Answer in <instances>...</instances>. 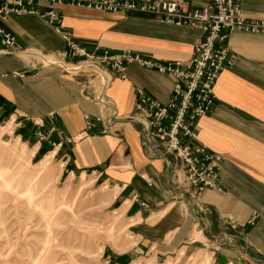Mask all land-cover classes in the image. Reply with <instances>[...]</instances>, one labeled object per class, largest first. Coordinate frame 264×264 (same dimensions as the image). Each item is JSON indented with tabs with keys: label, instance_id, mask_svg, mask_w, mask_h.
<instances>
[{
	"label": "crops",
	"instance_id": "obj_1",
	"mask_svg": "<svg viewBox=\"0 0 264 264\" xmlns=\"http://www.w3.org/2000/svg\"><path fill=\"white\" fill-rule=\"evenodd\" d=\"M179 1L184 9L208 3ZM55 9L62 32L89 51L96 46L111 52L129 49L164 62L184 61L202 37L196 28L164 24L143 12L69 4ZM241 13L264 21V0H241ZM4 26L16 47L0 53V123L15 119V127L25 130V137L33 134L27 141L34 143L36 132L47 134L51 127L56 132L47 134L50 141L75 136L85 129L86 115L103 116L110 125L102 135V124L95 123L87 138L62 144L52 157L62 171L93 177L113 193L109 207L133 241L120 253L108 250V263L177 256L188 261L200 252L209 254V264H264V34H228L231 63L215 84L213 108L198 120L197 139L185 141L222 156L221 191L197 193L176 180V175L182 176L180 162L130 120L136 89L159 103L168 101V75L130 64L121 79L81 67L85 62L69 53L62 34L35 14L12 15ZM30 51L41 62L52 55L60 61L41 66L23 58ZM49 113L55 116L50 119ZM31 119L42 120V128ZM35 144L43 154L51 148L48 142Z\"/></svg>",
	"mask_w": 264,
	"mask_h": 264
},
{
	"label": "built area",
	"instance_id": "obj_2",
	"mask_svg": "<svg viewBox=\"0 0 264 264\" xmlns=\"http://www.w3.org/2000/svg\"><path fill=\"white\" fill-rule=\"evenodd\" d=\"M63 4L107 12L148 13L164 24L196 28L201 31L202 37L193 46L190 58L184 61L164 62L129 49L111 52L96 46L89 51L80 47L69 32H62L60 15L55 8ZM22 14L38 15L53 25L55 31L62 34L69 53L81 58L86 67L108 71L121 79L130 64L168 75L172 79L168 101L159 103L141 89H136L134 114L130 120L139 123L148 136L160 141L165 151L180 162L182 176L176 175V180L181 179L182 184L197 193L221 191L218 180L222 156L204 145L191 146L185 141L197 139L198 120L213 108L215 84L222 70L231 63L228 34L232 31L264 34V21L243 17L241 0H208L202 8L191 9H184L179 0H0V53H10L16 47L15 37L4 25L12 15L19 17ZM54 116V113L48 114L50 119ZM104 120L103 116L91 119L86 115L82 132L57 141H50L47 136L56 132L55 127H51L47 134L39 130L36 133L37 142H48L52 150L49 154L54 153L64 143L73 144L87 138L95 123L102 124L100 134H107L110 125H105ZM30 121L38 128L43 126L40 119ZM10 123H15V119Z\"/></svg>",
	"mask_w": 264,
	"mask_h": 264
},
{
	"label": "rangeland",
	"instance_id": "obj_3",
	"mask_svg": "<svg viewBox=\"0 0 264 264\" xmlns=\"http://www.w3.org/2000/svg\"><path fill=\"white\" fill-rule=\"evenodd\" d=\"M8 123H0V264H111L107 251L120 253L133 241L109 207L113 193L52 158L43 166L51 148L36 151L37 141H27L33 134ZM179 258L131 264H209L207 253Z\"/></svg>",
	"mask_w": 264,
	"mask_h": 264
},
{
	"label": "bare ground",
	"instance_id": "obj_4",
	"mask_svg": "<svg viewBox=\"0 0 264 264\" xmlns=\"http://www.w3.org/2000/svg\"><path fill=\"white\" fill-rule=\"evenodd\" d=\"M23 55V58H25V59H31V58H33V59H35V61H36V63H38V64H49V63H51V62H56V61H60V60H57L56 58H54L53 56L52 57H50L49 59H47L46 61H44V62H41V61H39L37 58H36V56H37V53L35 52V51H30V52H28V53H26V54H22ZM35 63V64H36ZM34 64V63H33ZM81 67L82 66H85L84 64H81L80 65ZM80 66H78V67H76L77 68V70H78V68H80ZM96 69V68H95ZM97 71H98V73L99 72H101L100 70H98V69H96ZM7 125H10V123H8ZM11 126V125H10ZM5 128H2L1 130H4ZM49 155V156H48ZM48 155H46L47 156V158H45V160H42V161H40V163L41 164H43V166H47V165H49V160L52 158V155H53V153H50V154H48ZM45 156V157H46ZM116 196V195H115ZM114 198V197H113Z\"/></svg>",
	"mask_w": 264,
	"mask_h": 264
}]
</instances>
